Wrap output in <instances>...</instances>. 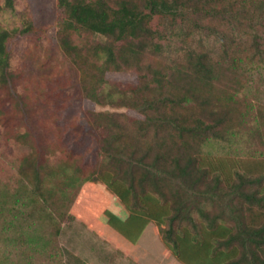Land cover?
I'll return each mask as SVG.
<instances>
[{"label":"trees","instance_id":"1","mask_svg":"<svg viewBox=\"0 0 264 264\" xmlns=\"http://www.w3.org/2000/svg\"><path fill=\"white\" fill-rule=\"evenodd\" d=\"M55 1V51L42 62L52 69L33 96L13 43L45 26L31 10L11 25L16 0H0V130L30 148L0 179L9 191L0 234L21 202L40 228L24 241L31 253L11 243L0 264H63L64 223L96 232L122 216L153 221L182 264H264V105L252 98L264 70V0ZM183 21L187 39L220 37L219 55L198 47L164 61L167 30ZM37 101L52 108L55 144L36 132Z\"/></svg>","mask_w":264,"mask_h":264},{"label":"rangeland","instance_id":"2","mask_svg":"<svg viewBox=\"0 0 264 264\" xmlns=\"http://www.w3.org/2000/svg\"><path fill=\"white\" fill-rule=\"evenodd\" d=\"M259 1L262 0H258L257 2ZM27 10L40 14L42 24L45 26V31L17 35L13 43L14 63L16 65V70L20 73L21 86L26 87V89L30 90V94L35 96L37 90L36 85L40 87L41 76L49 73L52 69L51 65L48 64L42 66V62L45 59L46 50L49 49L50 52H53V50L55 51L53 41L57 38L58 10L55 0H16V11L13 15H10L11 25L20 27L21 23L19 18ZM186 25V22L183 21L176 23L173 29L168 28L166 36L162 41L163 48L161 58L164 61L168 63L177 61L184 56L188 50L198 47L210 50L215 56L219 55L222 43L220 37L206 32H197L193 34L190 39H187L184 34L187 29ZM157 28L161 29V26H157ZM259 32L264 36V30H260ZM233 35H241L240 37L244 41L249 39L248 34L243 31H240V33L235 31ZM52 62H54V60H52ZM72 81H74V78ZM252 90V98L256 107L258 108V106L264 105V70H262L261 79L257 80L254 76ZM70 93L75 94V90L71 89ZM71 102L72 100L67 98L66 118H72V115L75 113ZM103 110L110 112L114 111L110 108H105ZM51 115L52 108L47 107L46 104L41 101L36 102L33 111L36 132L45 140V143L52 145L58 141V138L54 132L57 125L54 122H50L49 119ZM62 129H64L63 126ZM29 152L30 148L28 146L19 144L14 140H8L6 136H4L2 130H0V179L3 178L2 176L7 177L9 175L6 171L13 173L18 158ZM56 158L53 155L51 159L55 161ZM236 161H240V165L242 166H251L253 163V161L248 159L244 160L246 164L242 163L241 158L237 157L235 158V163ZM258 162L264 166V158H259ZM8 187H10L11 190L13 189L12 191L15 189L14 185H8ZM8 187L5 186V189ZM7 192H9L7 189L6 191H0V196L1 193H6V196L7 194L9 195ZM6 201L9 200L6 199ZM11 204H14V196L11 199ZM14 207L15 210H12L3 220L6 231L0 234V238L3 237V241L0 242V253L2 256L10 254L7 245L11 243H13L12 245H15L16 249H19L24 256L31 253V245L28 244L29 247H27L24 241L27 240L26 237L36 234L37 229L40 230L35 216L30 214V206H24L21 202L15 204ZM5 210L6 209L3 211L6 212ZM62 229L63 226L61 231Z\"/></svg>","mask_w":264,"mask_h":264},{"label":"crops","instance_id":"3","mask_svg":"<svg viewBox=\"0 0 264 264\" xmlns=\"http://www.w3.org/2000/svg\"><path fill=\"white\" fill-rule=\"evenodd\" d=\"M63 264H182L167 249L157 225L142 218L120 217L116 228L97 231L78 219L66 222L59 235Z\"/></svg>","mask_w":264,"mask_h":264}]
</instances>
